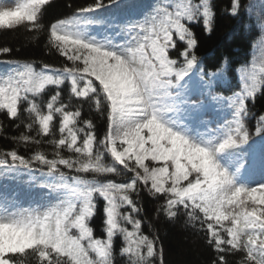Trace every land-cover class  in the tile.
I'll return each mask as SVG.
<instances>
[{"label": "snow or ice", "instance_id": "1", "mask_svg": "<svg viewBox=\"0 0 264 264\" xmlns=\"http://www.w3.org/2000/svg\"><path fill=\"white\" fill-rule=\"evenodd\" d=\"M50 2L0 4V30H46L48 46L70 62L37 71L32 63L9 61L16 70L0 73V112L20 119L27 105V133L13 139L39 146L44 141L37 137H53L47 141L51 158L42 150L27 158L15 149L0 153V177L19 179L26 170L28 189H41L47 200L20 208L0 191V264H114L118 235L128 264H157L158 258L163 264L156 239L142 232L134 215L141 209L133 194L141 190L163 197L157 211L167 218L182 209L188 224H199L217 253L212 264H228L229 253L242 254L238 264H264V182L253 186L242 179L237 151L252 139L247 104L264 89V58L240 69L239 91L220 95L223 71L200 68L191 27L202 23L211 30V0H156L139 19L119 15L123 0H93L45 29L41 20ZM253 8L231 0L229 11L241 16L243 9L251 17ZM256 24L264 31V9ZM48 86L54 94L38 102ZM85 102L106 113L102 138L93 120L82 117ZM222 112L227 115L216 119ZM34 126L36 136L28 134ZM255 131L264 134V115ZM99 198L104 239L89 226Z\"/></svg>", "mask_w": 264, "mask_h": 264}, {"label": "trees", "instance_id": "2", "mask_svg": "<svg viewBox=\"0 0 264 264\" xmlns=\"http://www.w3.org/2000/svg\"><path fill=\"white\" fill-rule=\"evenodd\" d=\"M17 0L14 1V4ZM215 18L210 31H206L202 23L193 24L192 31L197 38V47L195 54L200 62V68L206 72L221 69L224 74L223 82L217 87L216 91L220 95H231L239 91L242 72L240 69L244 66L255 63L260 64L264 58V31H261L256 24L257 15L264 9V0H241L243 9L249 4L254 5L251 17L242 9L241 16H233L229 9L231 0H211ZM93 3V0H51L46 6L41 23L47 25L59 19H65L73 15L80 7ZM14 6V5H13ZM47 31L35 33L29 31L25 26H19L13 30H0V48L8 47L9 53H0V73H7L16 70L15 63H32L37 71L43 65L47 64L52 69L62 68L65 64H70L65 57L48 46ZM173 58H178V51L172 52ZM54 86H48L38 102H46L50 95L54 94ZM64 99H67V90L65 89ZM27 107L23 104L21 107L20 119L9 118L5 112H0V153L15 149L20 155L30 157L36 150L47 152L49 158L53 151L52 145L47 143L52 136L37 137L44 142L37 146L34 144H24L17 142L13 138L19 137L21 133H27L24 124L28 123V115L23 111ZM247 107L249 115L245 118V126L252 139L248 144L242 145L239 151L243 154L247 169L241 172V177L246 182L251 183V177L256 173V169L250 165V151L254 148L264 146V134L257 135L256 127L259 117L264 115V89H262L252 100L248 101ZM46 110V109H45ZM227 115L222 112L220 117L223 119ZM83 119H92L95 124V131L98 139L102 138L107 130L106 113L101 115L90 107L88 103H83ZM227 118H231L230 115ZM59 118L54 121V134L59 138ZM30 135L36 136L35 126ZM68 156V152H63ZM250 165V166H249ZM39 169L41 166L35 165ZM46 171V169H45ZM69 172V170L64 169ZM26 176L27 172L24 170ZM69 174H75L69 172ZM23 175V176H24ZM35 175L39 176L37 171ZM117 182L121 178H115ZM142 189V186H141ZM137 206L141 209L137 219L142 220V232L155 238L157 248L162 251L163 264H212L216 259L217 253L207 243L205 231L200 229L199 224L193 228L186 222V216L181 213L173 218H167L163 212L157 209L164 203L163 197L156 199L150 196L146 191L141 190L139 196L133 194ZM98 211L89 221V226L93 228L94 236L98 239L106 238L103 232V200L99 198ZM131 230V225H127ZM123 239L119 235L114 238V264H128L127 257L120 255V248ZM242 257L241 253H229L226 256L228 264H238ZM159 259L157 264H159ZM32 264H35L33 261Z\"/></svg>", "mask_w": 264, "mask_h": 264}, {"label": "rangeland", "instance_id": "3", "mask_svg": "<svg viewBox=\"0 0 264 264\" xmlns=\"http://www.w3.org/2000/svg\"><path fill=\"white\" fill-rule=\"evenodd\" d=\"M13 1L14 0H0V4L13 6ZM154 3L155 0H123V4L126 6L119 10V15L122 17L132 16L139 19ZM250 154L253 157L251 165L257 169L256 174L251 180V184L255 186L260 182H264V162H262V157H264V146L253 149ZM243 169L244 167L241 168V170ZM27 181L28 176L26 175L19 179L0 177V191H4L8 196L12 197L20 208H33L36 207L37 204H47V200L42 199V190L39 188L29 190ZM14 193L15 195H13Z\"/></svg>", "mask_w": 264, "mask_h": 264}]
</instances>
